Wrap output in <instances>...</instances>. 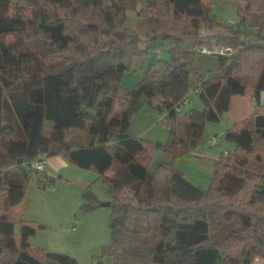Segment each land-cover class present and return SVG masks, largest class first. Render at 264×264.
I'll use <instances>...</instances> for the list:
<instances>
[{
	"label": "trees",
	"instance_id": "16d2710c",
	"mask_svg": "<svg viewBox=\"0 0 264 264\" xmlns=\"http://www.w3.org/2000/svg\"><path fill=\"white\" fill-rule=\"evenodd\" d=\"M140 1L147 5L133 29L126 14ZM218 1L236 3L242 23L259 24L257 35L245 40L234 25L220 22L212 7ZM203 28L229 31L215 35L225 52L207 44ZM163 32L168 34L157 40L168 46L170 58L158 57L133 89L125 88L122 76L133 57ZM12 34L17 39L6 40ZM202 46L218 56V66L198 75L195 58ZM254 59L258 71L250 81L241 73ZM191 88H198L203 108L177 111ZM247 88H253L257 109L242 128L227 130L235 148L215 160L208 188L173 163L149 168L157 149L177 158L198 147L206 124L220 120L231 97ZM263 90L264 0H0V264H81L33 245L30 237L46 225L24 219L17 208L37 170L24 162L55 155L94 169L109 187L111 243L105 252L115 264L264 259ZM143 95L168 121L169 142L129 132L126 103ZM47 121L53 122L49 134ZM72 129L84 130L86 138L70 137ZM248 187L249 201L237 205L233 199ZM84 199L83 210L102 205L90 189Z\"/></svg>",
	"mask_w": 264,
	"mask_h": 264
},
{
	"label": "rangeland",
	"instance_id": "374dc122",
	"mask_svg": "<svg viewBox=\"0 0 264 264\" xmlns=\"http://www.w3.org/2000/svg\"><path fill=\"white\" fill-rule=\"evenodd\" d=\"M209 4L210 0H204ZM229 1V0H227ZM146 1H140L136 9H128L126 14V24L133 28L139 29L140 11L146 7ZM213 11L218 20L223 24H232L238 28L239 35L245 40L255 37L258 33V26L251 22L242 23L238 6L234 2H214ZM261 11H255V14L261 15ZM256 16V17H257ZM262 19H256L255 23H260ZM184 24V22H182ZM207 44H214L217 50H224L217 45L218 38L215 35L229 33L221 28L213 30L203 28L202 32ZM17 35H8L6 40L13 41ZM151 40V47L147 52L133 57L130 69L126 70L122 76V85L125 88L133 89L143 78L148 68L159 57L163 60L170 58V51L162 40ZM144 44V43H143ZM142 44V45H143ZM194 45V44H193ZM197 47V46H196ZM156 49L159 50L158 55ZM259 56V54H256ZM218 56L198 53L195 58V67L198 75L207 71L214 70L218 66ZM256 60H250L245 71L241 75H247L250 81H254L257 71ZM255 65V67H254ZM253 66V67H251ZM247 73V74H246ZM200 76H192L193 80L199 79ZM126 108L131 112L129 132L151 141L169 142L171 138V129L166 118H160L156 110L151 106L148 97L143 95L138 100H130L126 103ZM52 121H47L45 134H49ZM184 122L180 125V132H183ZM69 136L76 140L85 139L84 130L72 129ZM218 140V139H217ZM198 148L213 150L216 147L209 146L205 133L203 142ZM191 152V151H190ZM190 152L184 153L175 158L173 155L162 149H157L152 154L149 162L151 170H159L164 164H172L175 169L184 171V175L194 181L201 188H208L215 172V160L213 157H203L210 160L212 169L201 163L200 166L190 165L181 161L189 155ZM253 157L254 154H251ZM175 158V159H174ZM184 160V159H183ZM66 165L50 168L45 166L44 169L34 170L26 190L25 199L19 204L21 216L24 219L43 223L46 228L39 229L30 237L33 245L42 247L48 251L71 255L78 259L81 264H115L114 257L105 252L106 247L111 243V213L112 206L100 205L92 210H83L81 205L84 199V192L90 189L95 193L99 202L111 200V194L108 191L103 177L94 169L83 168L77 164L65 160ZM259 168V167H258ZM257 170H260L258 169ZM263 171V168L261 169ZM251 189L242 191L233 200L237 205H243L249 201ZM248 264H264L262 257L249 258Z\"/></svg>",
	"mask_w": 264,
	"mask_h": 264
},
{
	"label": "crops",
	"instance_id": "0c3cea01",
	"mask_svg": "<svg viewBox=\"0 0 264 264\" xmlns=\"http://www.w3.org/2000/svg\"><path fill=\"white\" fill-rule=\"evenodd\" d=\"M189 98L190 103L185 109L192 107L203 108L204 103L198 92L190 91ZM255 100L253 88H247L246 92L242 94H234L231 97L229 109L222 113L220 120L209 121L206 124V128H204L205 139H208L211 135H215L217 137L218 143L213 146L216 148L209 151L205 150V148L196 147L189 153L188 156L182 158L181 161L184 163L186 162L191 166H200V169L203 168L201 165L202 163L204 164V167L207 166L209 169H212V162L203 157L209 156L216 160L223 152L232 151L235 148V143L226 138V132L230 128H234L235 130L242 128L241 122L257 109ZM260 102L264 105V90L260 94ZM65 160L66 159L62 155H55L54 157L51 156L49 157L46 166L50 168L64 166L66 165ZM19 206H17V208H19Z\"/></svg>",
	"mask_w": 264,
	"mask_h": 264
},
{
	"label": "built area",
	"instance_id": "2783aa9c",
	"mask_svg": "<svg viewBox=\"0 0 264 264\" xmlns=\"http://www.w3.org/2000/svg\"><path fill=\"white\" fill-rule=\"evenodd\" d=\"M199 50L203 54H210L211 53V50L206 46L200 47ZM156 51H159V50L156 49ZM190 91L198 92V88H191ZM190 91H189V93H190ZM189 93L186 94L185 96H183V98L175 105V108L177 111H183L187 107V105L190 103L189 102L190 101ZM217 143H218V140H217V137L215 135H211L207 139V144L209 146H215ZM48 160H49V157L40 156V157H38L32 161L24 162V165L27 166V168H33V169L41 170V169L45 168Z\"/></svg>",
	"mask_w": 264,
	"mask_h": 264
},
{
	"label": "water",
	"instance_id": "95a60500",
	"mask_svg": "<svg viewBox=\"0 0 264 264\" xmlns=\"http://www.w3.org/2000/svg\"><path fill=\"white\" fill-rule=\"evenodd\" d=\"M168 33L167 32H163V33H161L160 35H155L154 36V39H157L158 38V36H161V37H164V36H166ZM176 171L177 172H179L180 174H184V171L183 170H181V169H176ZM206 188H202V190H205ZM133 194L131 193V196H132ZM112 202L109 200V201H104V202H102V205H107V206H110V204H111ZM249 259H246V261H245V263L244 264H248L249 263Z\"/></svg>",
	"mask_w": 264,
	"mask_h": 264
}]
</instances>
